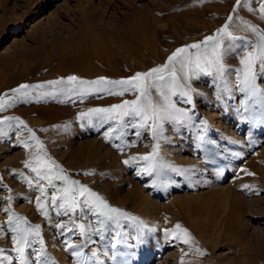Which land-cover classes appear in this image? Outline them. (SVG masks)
<instances>
[{"label":"rangeland","instance_id":"obj_1","mask_svg":"<svg viewBox=\"0 0 264 264\" xmlns=\"http://www.w3.org/2000/svg\"><path fill=\"white\" fill-rule=\"evenodd\" d=\"M260 2L240 0V6L236 8L237 0H0V97L11 101L15 98L12 90L22 84L46 86L42 90H30L32 97L39 96L40 91H54L57 86L48 82L66 80L69 72L89 81L101 76L121 80L137 72H147L166 63L177 48L215 34L229 23V16H232L229 30L255 45L260 42L258 33H264ZM249 6L256 11H249ZM249 24L258 32L247 27ZM131 27L138 32L131 36L119 35L121 28ZM111 40H118L124 50L127 48L128 59L113 55ZM93 45L102 49L107 59L100 62ZM247 50L254 51V48ZM243 51L238 48L235 55L226 59L230 69L242 67L239 56ZM112 56L114 59L110 58ZM95 66L98 73L93 72ZM211 80L212 77L202 76L192 81V87L197 89V93H193V123L207 122L206 139L215 142L210 146L215 155L206 159L203 148L198 147L201 142L197 137L203 134L198 128L182 125L176 132L172 124L165 122L166 139L159 140L157 159L192 171L179 174L165 169L160 181L155 172L151 176L141 172L149 166L148 161L124 163L133 156L152 152L156 141L152 139L150 129L141 130L142 135L137 137L135 129L129 128L123 140L109 142L103 133L113 127L114 122L97 128L87 119H79V113L86 112L94 104V108L109 107L136 99L138 93L128 92L123 96L100 93L83 100L64 96L45 97L39 102L31 99L0 113V119L16 117L23 120L43 142L47 154L72 179L86 184L112 207L137 218L136 223L122 220L118 238L111 230V224L102 233L92 232L83 253L89 258L96 253L94 264H264V123L260 122L261 109L257 105L245 113L242 106L245 95L238 90L231 95L219 93L222 98L217 100L218 93L213 90ZM228 80L230 84L234 83L235 74L230 73ZM200 92L205 95H199ZM152 96L159 102L155 89ZM173 99L178 101V107L191 108V105L179 102L178 97ZM56 114L62 115V121L55 122L57 127H44L38 123L40 119ZM96 123L98 121L94 120ZM2 127L7 128V125ZM30 135L13 122L7 135L0 137V249L4 250L0 264H9L7 257H11V264H20L19 254L13 251L11 241L14 233L7 226L8 216L13 213L26 218L29 226L40 225L44 240L42 261L76 264L77 258L71 255L67 242L80 246L85 244V238L80 236L75 225L71 232L56 227L60 223L69 224L72 217L57 215L56 209L50 207L46 218L36 207V197L40 193L35 174L25 167V161L37 151L35 142L28 141ZM24 141L32 147L25 148ZM116 144L124 147L123 152L115 147ZM86 172L95 175H83ZM25 177L32 179L33 186L28 185ZM57 184L62 186V182ZM246 184L249 185L247 189L243 187ZM48 194H53V189L49 188ZM234 205L235 209H230ZM5 209L10 211L5 213ZM93 219L89 216L82 220L78 211L75 214L76 224L87 226ZM177 224L190 233L189 243H184L182 237L176 239L166 234ZM117 240L120 242L116 243ZM113 243H116L115 248ZM259 246L262 247L260 251ZM40 247L36 242L25 250L27 264H36L35 250Z\"/></svg>","mask_w":264,"mask_h":264},{"label":"snow or ice","instance_id":"obj_2","mask_svg":"<svg viewBox=\"0 0 264 264\" xmlns=\"http://www.w3.org/2000/svg\"><path fill=\"white\" fill-rule=\"evenodd\" d=\"M240 0H237L236 8H239ZM249 11H256L249 6ZM259 12L264 19V0H261ZM229 23L217 30L213 35L206 36L202 41L190 45L177 48L172 55L167 58V62L158 67L151 68L147 72H137L135 75L121 80H109L106 77H100L96 80H84L75 75L68 76L66 80L61 78L57 81H49V85L57 86L54 91H40L39 96L32 97L30 90H42L46 86L44 84L28 85L22 84L18 88L13 89L15 98L11 101L0 97V113L15 106L18 102H29L35 99L39 102L45 97L56 99L57 96H64L66 99L73 97L83 100L89 95L107 93L108 95H120L125 93H138L136 99L124 100L122 103L114 104L109 107L90 108L86 112L79 113V119H87L89 124L94 127L103 128L106 124L114 122L113 127H109L104 133L105 139L109 142L112 140H123L128 134L129 128L135 129V136L142 135L141 130L150 129L151 136L156 143L153 146L152 152L145 156H133L125 160V164L133 161H148L149 166L142 169L141 172H146L148 175L156 174L157 181L161 180L164 170L169 169L179 174H186L191 169L179 168L173 165L160 162L157 157L160 149V139L164 137L165 122L172 124L173 130L178 132L179 127L187 125L189 128L196 127L203 134L198 135V140L201 142L198 147H202L205 158L211 159L215 154L211 150V145L215 142L206 139L208 131L206 121H202L199 125H194V110L195 103L193 101V93H197V89L192 87V81L199 80L203 77H212L209 81L213 85V90L218 93L217 100L222 98L219 93H228L231 95L234 90L245 95L242 102L243 111L245 113L257 105L260 107L261 123H264V33H258L259 43L253 45L251 41L244 37H238L229 30V24L232 16L228 18ZM253 32L258 30L247 25ZM228 41V44H225ZM239 41L240 43H237ZM252 47L254 51H248L247 48ZM238 48H243L244 51L239 56V63L242 65L238 69H230L226 63L229 55H235ZM195 50V51H192ZM235 74L234 83H229L228 75ZM182 74V75H181ZM158 93L159 102H155L152 96V90ZM201 96L205 94L198 93ZM173 97H178L179 102L191 105V108L178 107V101ZM63 102V101H62ZM125 118H129L127 121ZM249 119L248 117H244ZM94 120L98 123L94 124ZM13 122L25 128L31 135L28 141H34L37 149L34 155L25 161V167L30 169L35 174L36 187L40 195L36 197V207L44 217H49L50 207L56 209L57 215H70L72 219L69 224L60 223L56 227L61 230L67 229L69 232L72 226L78 229L81 237L85 238V244L80 246L68 243V248L71 255L76 257V264H94L96 253L92 257H86L83 253V248L87 246L88 240L93 231L103 232L108 230L109 224L112 225L111 230L115 236L120 237L119 229L123 227L122 220H130L134 223L137 218L130 216L127 212L120 208L112 207L100 194L93 191L86 184L79 180L72 179L66 170L56 163L46 152L43 142L39 139L36 133L28 128L23 120L16 117H4L0 119V137L7 135V130L11 129ZM7 125V128L2 127ZM115 134V135H114ZM24 141L23 146L30 148L32 145ZM130 146V145H125ZM115 147L123 152L124 147L121 144H116ZM83 175H95L94 172H86ZM28 185L33 186L32 179L25 177ZM62 182V186H58L57 182ZM43 182H46L43 183ZM156 186L154 182L153 187ZM245 189L249 185H243ZM53 189V194L49 196L48 189ZM63 210V211H61ZM10 209H5V213ZM77 211L80 218L87 219L89 216L93 220L89 221L86 226L84 223L76 224L75 214ZM95 224V228H93ZM8 228L14 235L11 236V241L14 245L13 251L19 254L20 264H27L25 250L38 242L40 248L36 249V264H46L41 260L44 255V240L41 238L40 225L29 226L26 218L19 217L14 213L8 216ZM61 234H64L63 231ZM167 235H173L176 239L183 238L184 243H189L191 238L187 229L180 224L175 226L172 232H166ZM120 241L117 240L116 243ZM116 243L112 247H116ZM3 249H0V255H3ZM197 251H200L197 249ZM11 264V257L6 258ZM115 260L116 256L113 255Z\"/></svg>","mask_w":264,"mask_h":264},{"label":"bare ground","instance_id":"obj_3","mask_svg":"<svg viewBox=\"0 0 264 264\" xmlns=\"http://www.w3.org/2000/svg\"><path fill=\"white\" fill-rule=\"evenodd\" d=\"M150 1H152V0H150ZM157 1V0H156ZM159 1V0H158ZM145 6H146V3L144 4ZM143 5V6H144ZM131 6V5H130ZM37 7V6H36ZM133 7V6H132ZM138 6H136V8H137ZM134 8V7H133ZM141 8V7H140ZM138 9V8H137ZM136 10V9H135ZM83 11H85V10H83ZM136 13V12H135ZM134 14V13H133ZM84 15H87V14H84ZM88 15H90V14H88ZM136 15V14H135ZM90 18L92 17V16H89ZM94 17V16H93ZM123 17H125V16H123ZM135 17V16H134ZM95 18V17H94ZM86 19H88V17L86 18ZM92 19V18H91ZM96 20V19H95ZM94 20V21H95ZM88 21V20H87ZM95 23H97V22H95ZM91 24V23H90ZM89 24V25H90ZM141 24V23H140ZM88 25V24H87ZM93 25H95V24H93ZM99 25V24H98ZM138 25V24H137ZM91 26H92V24H91ZM101 27V26H100ZM100 27H98V28H100ZM140 27V26H139ZM142 28V27H141ZM96 29V28H95ZM139 29V28H138ZM117 30V29H116ZM88 31V30H87ZM113 31V30H112ZM119 31H120V29H119ZM122 31V32H121ZM121 33L119 34V35H121L122 37H124L125 35H129L130 34V36L131 35H134V33H136V31H137V29L136 28H134V27H131L130 29H127V30H125V29H122L121 28ZM140 31V30H139ZM92 32V31H91ZM115 32V31H114ZM117 32V31H116ZM138 32V31H137ZM141 32V31H140ZM144 32V31H143ZM143 32H141V33H143ZM86 33V32H85ZM89 33V32H88ZM94 33V32H93ZM98 33V32H97ZM118 33V32H117ZM83 34V33H82ZM82 34H80V35H82ZM99 34V33H98ZM104 34V33H103ZM99 35H101V34H99ZM86 36V35H85ZM90 36V35H89ZM105 36H107V35H105ZM129 36V37H130ZM135 36H137V35H135ZM80 37H82V36H80ZM100 37V36H99ZM104 37V36H103ZM134 37V36H133ZM76 39L78 38V37H75ZM86 38V37H85ZM102 38V37H101ZM100 38V39H101ZM132 38V37H131ZM81 39V38H80ZM106 39V38H105ZM110 39V38H109ZM113 39V38H112ZM14 40V39H13ZM73 40H74V38H73ZM103 40V39H102ZM107 40V39H106ZM90 41H91V39H90ZM97 41V40H96ZM120 41V40H119ZM129 41V40H128ZM66 42V41H65ZM68 42V41H67ZM100 42H102V41H100ZM107 42V41H106ZM70 43V42H69ZM83 43V42H82ZM85 43V42H84ZM108 43V42H107ZM130 43H132V42H130ZM64 44V43H63ZM93 44V43H92ZM91 44V45H92ZM95 44V43H94ZM99 45H100V43H98ZM111 44H112V46H113V55H115L116 57H119V56H126V54L128 53H126L125 54V50L127 49L126 47H125V50H124V46L123 45H121V44H119V42H118V40H111L110 41V46H111ZM144 44H145V41H144ZM65 45V44H64ZM73 45V44H72ZM85 45V44H84ZM89 45V44H88ZM66 46H68V44H66ZM70 46H71V44H70ZM78 46H80L81 47V45L79 44ZM77 46V47H78ZM131 46V45H130ZM59 47H61V45L59 46ZM77 47H75V48H77ZM90 47V46H89ZM62 48V47H61ZM83 48V47H82ZM86 48V47H85ZM91 48V47H90ZM93 49H94V54H95V56H96V58L97 59H99V61L100 62H102V60L103 59H107V56L105 55V52L104 51H102V49L101 50H99V48H98V46L97 45H93V47H92ZM81 49V48H80ZM92 49V50H93ZM104 49V48H103ZM58 50V49H57ZM63 50V49H62ZM81 50H83V49H81ZM86 50V49H85ZM91 50V49H90ZM110 50V49H109ZM87 51V50H86ZM89 51V50H88ZM87 51V52H88ZM52 52V51H51ZM64 52V51H63ZM82 52V51H81ZM87 52H86V54H87ZM53 53V52H52ZM57 53V52H56ZM89 53H90V51H89ZM54 54V53H53ZM53 54H52V56H53ZM68 55H69V53H67ZM93 54V53H92ZM107 54V53H106ZM110 54H111V52H110ZM55 55H57V54H55ZM71 55V54H70ZM77 55V54H76ZM91 55V54H90ZM127 55H129V53L127 54ZM60 56V54L58 55V57ZM72 56V55H71ZM70 56V57H71ZM87 56V55H86ZM92 56V55H91ZM56 57V56H55ZM57 57V58H58ZM69 57V56H68ZM77 57H78V55H77ZM84 57V56H83ZM115 57V58H116ZM134 57V56H133ZM57 58H55L54 59V61L57 59ZM67 58V57H66ZM78 58H81L80 56L78 57ZM110 58H113L114 59V56H112V57H110ZM126 58H127V56H126ZM136 58V57H135ZM69 59V58H68ZM93 62L95 61L94 60V56H93ZM128 59V58H127ZM51 60V59H50ZM49 60V61H50ZM88 60V59H87ZM130 60V59H129ZM137 60V59H136ZM52 61V60H51ZM50 61V62H51ZM138 61V60H137ZM69 62V61H68ZM119 62H121V60H119ZM135 62V61H134ZM139 62V61H138ZM54 63V62H53ZM52 63V64H53ZM71 63V62H70ZM105 63V62H104ZM107 63V62H106ZM131 63V62H130ZM140 63V62H139ZM50 64V63H49ZM48 64V65H49ZM51 64V65H52ZM66 64H69V63H66ZM73 64V63H72ZM115 64V63H114ZM121 64V63H120ZM132 64V63H131ZM137 64V63H136ZM47 65V66H48ZM65 65V64H64ZM95 65H98V64H95ZM148 65V64H147ZM59 66V65H58ZM75 66V65H74ZM105 66V65H104ZM136 66V65H135ZM67 67V66H66ZM75 67H77V66H75ZM79 67V66H78ZM97 66H95V69L93 70V72H95V71H97V73H98V70H97V68H96ZM115 67V66H114ZM114 67H113V71H116V68L114 69ZM128 67V66H127ZM132 67V66H131ZM143 67V66H142ZM52 68V67H51ZM70 67H68V69H69ZM130 68V67H129ZM138 68V67H137ZM71 69V68H70ZM99 69H102V68H99ZM120 69V68H119ZM126 69V68H125ZM132 68H130V70H131ZM62 70H66V69H62ZM62 70H59V72L61 71V73H62ZM76 70V69H75ZM129 70V71H130ZM56 71V70H55ZM73 72H74V70H72ZM77 71V70H76ZM79 71V70H78ZM99 71H101V70H99ZM118 71H120V70H118ZM126 71H127V69H126ZM58 72V73H59ZM81 72V71H80ZM80 72H77V73H80ZM104 72V71H103ZM108 72V71H107ZM123 72V71H122ZM66 73V72H65ZM82 73H84V72H82ZM82 73H80V74H82ZM87 73H89V72H87ZM102 73V72H101ZM119 73V72H118ZM57 74V73H56ZM69 75H72V73H68ZM104 74V73H103ZM111 74V73H110ZM114 74V73H113ZM57 75H59V74H57ZM61 75V74H60ZM68 75V76H69ZM78 74H76V76H77ZM88 75V74H87ZM99 75V74H98ZM105 75H106V73H105ZM108 75V74H107ZM95 76V75H94ZM111 76H112V74H111ZM114 76H115V74H114ZM127 76V75H126ZM78 77H79V75H78ZM81 77V76H80ZM83 77V76H82ZM81 77V78H82ZM93 77V76H92ZM102 77V76H101ZM30 78V77H29ZM67 78V77H66ZM87 78H88V76H87ZM91 78V77H90ZM94 78V77H93ZM115 78V77H114ZM31 79V78H30ZM83 79V78H82ZM85 79V78H84ZM117 79H118V77H117ZM120 79V78H119ZM126 79V78H125ZM116 80V79H115ZM94 102V101H93ZM83 104H85V103H83ZM82 104V105H83ZM81 105V104H80ZM90 105V104H89ZM93 105V104H92ZM95 105V104H94ZM93 105V106H94ZM83 106H85V105H83ZM91 107V108H94V107ZM90 107V106H89ZM97 107V106H96ZM82 109V108H81ZM81 109H79V110H81ZM85 109H86V107H85ZM75 110H76V108H75ZM84 110V109H83ZM82 111V110H81ZM79 112V111H78ZM74 113V112H73ZM81 113V112H80ZM69 114V113H68ZM31 115V114H30ZM33 115V114H32ZM45 117V116H44ZM43 117V118H44ZM62 117V115L61 114H59V115H53V116H51V117H48V116H46L45 118V120H42V119H40L39 121H38V123H42L43 125H44V127H57V124L55 123L56 121H58L59 122V119ZM68 117V116H67ZM70 118V117H69ZM77 118V117H76ZM62 119V118H61ZM60 119V120H61ZM68 119V118H67ZM66 119V120H67ZM35 121V120H34ZM62 121V120H61ZM36 122V121H35ZM57 122V123H58ZM50 123H52V125H50ZM62 124V123H61ZM62 126V125H61ZM75 126H77V124L75 125ZM73 128V127H72ZM77 129H78V126H77ZM231 200H233L232 198H231ZM234 203V202H233ZM231 204H232V201H231ZM235 204V203H234ZM227 205H229V204H227ZM233 205V204H232ZM231 206V205H230ZM230 206H229V208H230ZM232 207V206H231ZM235 207H236V205H234L233 206V208H230V209H232V210H234L235 209ZM228 209V208H227ZM231 211V210H230ZM232 212V211H231ZM260 231V230H259ZM259 234H260V232H259ZM259 236V235H258ZM263 236V235H262ZM253 237V236H252ZM257 237L255 236V239H256ZM260 238V237H259ZM252 239H254V238H252ZM263 239V238H262ZM261 239V240H262ZM257 242V241H256ZM254 243H255V241H254ZM261 243V242H260ZM252 244V243H251ZM259 244V243H258ZM262 245V244H261ZM256 246H258V245H256ZM259 248H260V246H259ZM262 248V247H261ZM261 248L259 249V251L261 250ZM246 249V248H245ZM249 249V248H248ZM263 250V249H262ZM262 252V251H261ZM263 253V252H262ZM260 254V253H259Z\"/></svg>","mask_w":264,"mask_h":264}]
</instances>
